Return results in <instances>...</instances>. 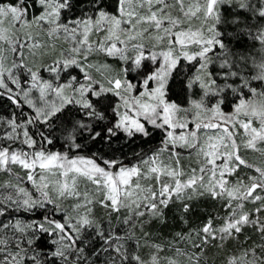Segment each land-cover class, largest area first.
Wrapping results in <instances>:
<instances>
[{
  "label": "snow or ice",
  "instance_id": "6c2138e0",
  "mask_svg": "<svg viewBox=\"0 0 264 264\" xmlns=\"http://www.w3.org/2000/svg\"><path fill=\"white\" fill-rule=\"evenodd\" d=\"M210 261L264 264V0H0V264Z\"/></svg>",
  "mask_w": 264,
  "mask_h": 264
},
{
  "label": "rangeland",
  "instance_id": "374dc122",
  "mask_svg": "<svg viewBox=\"0 0 264 264\" xmlns=\"http://www.w3.org/2000/svg\"><path fill=\"white\" fill-rule=\"evenodd\" d=\"M249 155H250V156H253L254 154H252V153H249Z\"/></svg>",
  "mask_w": 264,
  "mask_h": 264
},
{
  "label": "trees",
  "instance_id": "16d2710c",
  "mask_svg": "<svg viewBox=\"0 0 264 264\" xmlns=\"http://www.w3.org/2000/svg\"><path fill=\"white\" fill-rule=\"evenodd\" d=\"M210 264H211V261H210Z\"/></svg>",
  "mask_w": 264,
  "mask_h": 264
}]
</instances>
